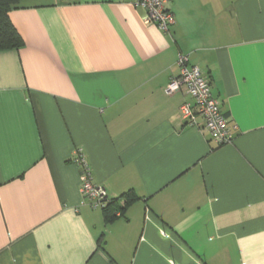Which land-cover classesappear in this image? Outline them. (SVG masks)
<instances>
[{
	"label": "crops",
	"instance_id": "crops-1",
	"mask_svg": "<svg viewBox=\"0 0 264 264\" xmlns=\"http://www.w3.org/2000/svg\"><path fill=\"white\" fill-rule=\"evenodd\" d=\"M137 1L10 10L25 45L0 50V264H264V0H170L167 32ZM181 54L233 142L181 119ZM77 148L110 200L134 197L121 216L84 199Z\"/></svg>",
	"mask_w": 264,
	"mask_h": 264
},
{
	"label": "built area",
	"instance_id": "built-area-1",
	"mask_svg": "<svg viewBox=\"0 0 264 264\" xmlns=\"http://www.w3.org/2000/svg\"><path fill=\"white\" fill-rule=\"evenodd\" d=\"M170 0H138L136 5L146 10L145 20L156 24L163 31H169L176 23L175 14L169 9ZM181 72L173 76L166 88L168 94L185 90L190 100H186L180 108V117L190 126H198L202 118L212 139L218 144L231 143L234 140L229 120L223 113L220 102L213 95L211 83L198 65H190L188 57L181 54L178 58ZM76 162L81 168L82 193L93 208H106L110 198L106 189L94 183L90 163L81 148L76 150ZM121 216V211L114 213Z\"/></svg>",
	"mask_w": 264,
	"mask_h": 264
},
{
	"label": "trees",
	"instance_id": "trees-1",
	"mask_svg": "<svg viewBox=\"0 0 264 264\" xmlns=\"http://www.w3.org/2000/svg\"><path fill=\"white\" fill-rule=\"evenodd\" d=\"M20 2L21 0H0V50L20 49L25 45L22 35L9 16L10 10ZM121 198H125L128 204L134 199L130 194H125ZM121 198L110 200L105 208L108 219H113L116 216L114 213Z\"/></svg>",
	"mask_w": 264,
	"mask_h": 264
}]
</instances>
